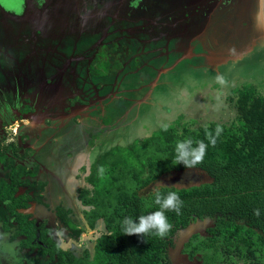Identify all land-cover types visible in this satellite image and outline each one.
Wrapping results in <instances>:
<instances>
[{
    "label": "rangeland",
    "instance_id": "374dc122",
    "mask_svg": "<svg viewBox=\"0 0 264 264\" xmlns=\"http://www.w3.org/2000/svg\"><path fill=\"white\" fill-rule=\"evenodd\" d=\"M16 1L21 6L27 2V0H14L12 3ZM35 4L34 10L41 8L39 16L48 13L53 24L62 19V22L64 20L71 22L73 27H83L82 32L85 31L86 25L89 29L91 27L103 32L102 40L96 44L100 72L110 69V57L115 58L113 60H116V63L124 62L132 70L140 69L143 63L153 64L156 56L152 52L144 53L140 44L142 31L153 32L156 37L164 35L165 42H168L165 47H169L168 65L159 66L156 74L150 66H142L141 75L152 76L150 84L146 85L147 89L143 96L145 100L127 107L118 106L116 100L110 103L107 107L109 111L105 114L104 110H101L100 101L94 107L95 104H90L92 100L88 99V102H85L89 103L86 109L90 110V114L97 112L96 132H91V139L87 134L88 129L81 128L78 131L73 128L74 132L66 133L65 143L56 156L50 157L42 151L41 161L47 163L56 161L61 166L54 165L59 173V175L56 173L57 176L49 170L44 174L45 182L51 185L47 194L52 205L49 208L44 204H38L36 213L41 210L43 213L52 214L60 204L72 206L73 219L81 226H87L77 197H75L77 201L73 202L67 199L69 194L72 198L76 196V194L72 195L73 188L81 182L74 183L75 179L70 172L75 170L70 171L67 167L72 165L71 168H76L78 162L74 163L73 158L77 161L83 159L89 140L90 143L96 142L100 152H104L112 145H124L136 138L146 137L160 126L172 123L179 116L196 128L207 126L211 122L239 124L244 119V110L239 93L235 90L251 83L255 85L258 94L264 95V0H36ZM3 17L0 14V20ZM13 18L11 15H5L9 23H14ZM29 18L33 21L32 15ZM68 29L70 27L67 26L66 30ZM197 40H202L200 41L202 44ZM176 45L182 47L183 55L173 50ZM163 49L166 51L165 48ZM163 49L158 47L155 51L161 52ZM33 64L37 66L35 62ZM217 77H222L225 82L219 83ZM143 79L148 81L149 77ZM135 81H139V76ZM142 92L138 91L134 94L140 96ZM116 93L118 92L108 96H114ZM22 106L26 107V105ZM51 109L53 107L50 104L44 108L47 116L44 118L45 122H41L45 123L44 126L54 123L51 122L53 121L51 116L55 117L57 113L52 112ZM72 109L75 110L69 116L77 119L80 115L77 113L82 111V107L79 105ZM25 111L29 110L25 109ZM13 117L12 114L14 120L11 123H4V137L1 143L5 140L6 142L15 140L14 142L20 144V149H23L30 143L27 138L31 139V136L27 134L32 133V136L36 137V131L44 126L34 125L31 119L20 121L17 117ZM57 118L61 117L58 115ZM57 118L54 119L57 121L55 125L62 122ZM103 120L111 122L105 124ZM100 124L102 127H99ZM34 126L38 128L32 132ZM20 136L22 140H18ZM70 147L74 149L73 158L68 154L72 151ZM27 149H29L27 156L16 161L31 165L29 155L34 156V152L30 146ZM23 150L20 152L24 153ZM44 150L49 152V148L45 147ZM84 168L75 175V178L83 180V185L86 184L85 177L88 174V170ZM1 172L2 175L5 174L2 170ZM210 180V176L199 168L185 169L160 176L141 192L146 193L166 185L183 187ZM61 181H65L66 188ZM55 219L54 226L59 231V225L63 224ZM213 224L212 219L198 220L178 230L173 237L172 245L168 248L171 262L202 264L199 256L189 259L183 252V245L195 233L207 235V229ZM10 235L11 232L5 231L0 223V264H24L28 259L23 252L17 250L15 245L19 247L18 240L11 242ZM58 236L64 248L81 255L86 248L92 250L97 233L88 229L79 239L68 238L61 233ZM28 261L31 264L30 260ZM40 263L50 264L44 263V260ZM223 264L261 263L239 258L237 254H230L226 255Z\"/></svg>",
    "mask_w": 264,
    "mask_h": 264
},
{
    "label": "trees",
    "instance_id": "16d2710c",
    "mask_svg": "<svg viewBox=\"0 0 264 264\" xmlns=\"http://www.w3.org/2000/svg\"><path fill=\"white\" fill-rule=\"evenodd\" d=\"M113 67L121 68L122 63ZM235 91L244 110L239 124L211 122L196 128L179 116L167 124V130L160 126L146 137L114 145L99 154L85 169L86 184L77 189L87 226L78 224L72 217L73 209L62 204L57 206L56 216L65 228L59 231L34 216L29 208L33 202L44 203L46 186L45 181L36 179L39 164L29 167L18 163L16 159H24L29 149L21 153L16 142L5 146L0 152L5 172L0 177L3 229L11 232V241H19V250L32 263L173 264L168 248L175 233L195 221L212 219L214 224L207 235L195 233L184 243L183 252L189 259L199 256L202 264H223L226 255L237 254L264 264V95L258 94L251 83ZM217 125L223 131L212 146L206 133L214 134ZM185 138L209 144L203 163L195 168L205 171L211 180L183 187L166 185L142 193L160 176L187 169L183 164H172L175 144ZM156 191H176L184 201L180 215L167 213L172 224L169 235L160 239L123 234L126 216L136 219L157 210ZM256 208L260 209L259 217L253 214ZM88 229L97 236L92 250L86 248L81 255L64 248L58 239L59 232L79 239Z\"/></svg>",
    "mask_w": 264,
    "mask_h": 264
},
{
    "label": "crops",
    "instance_id": "0c3cea01",
    "mask_svg": "<svg viewBox=\"0 0 264 264\" xmlns=\"http://www.w3.org/2000/svg\"><path fill=\"white\" fill-rule=\"evenodd\" d=\"M12 1L14 0H0V10L2 7L6 14L13 16V20H15L13 21L14 23H9L5 19L6 14L0 20V24L6 25V28L0 34V64L4 68L3 70L0 68V85L3 87L10 83L12 86H15L16 83V86L20 90H7L9 89L7 86L3 92H0V122L11 119L13 114V118L17 117L20 121L31 119L34 125L43 127L45 123L42 124L41 122H45L44 118L47 117L44 113V108L47 104L53 107L51 109L52 112L57 113L56 118L58 115L61 117L57 118L58 121H62L58 125L54 124L57 121L54 120L56 119L55 117H52L53 121L51 122L54 123L44 126L45 128L37 130L36 128L38 127L34 126L35 128L33 127L31 130L32 132L35 129L37 130L36 137L30 133L31 139L27 138L30 142L28 145L32 147L34 152V159L41 164L40 178L45 179L44 174L48 170L53 175H56V173L59 175L54 165L56 164L60 167L61 164L56 161L52 163L41 161L42 151L50 157L56 156L65 143L64 138L66 133L69 134V131H73V128L78 131L81 128L82 130L88 129L87 134H89V139H91V132H96L95 124L97 123V118L95 116L97 112L90 114V110L86 109L89 103L86 104L85 102H88V99L92 100L90 104H95L94 107L100 103L101 110H104L105 114L109 111L107 107L110 103L116 100H118V106L122 107L134 106L136 103H141L146 99L143 97L144 92L147 89L146 85L150 84L152 78L148 74L141 75L142 66H150L154 74H156L159 66L168 65L167 54L169 52L167 53V50H169V47H165L168 42H165L166 37L164 35L156 37L153 32L142 31L140 32V44H142L144 53L152 52L156 56L154 63H143L138 70H132L124 62H122L121 68H114L113 65L117 61L113 60L115 58L110 57L111 67L106 73H102L98 71L100 62L98 58L99 52L97 51L98 47H96V44L102 40V31L98 29L94 30L91 27L89 29L86 25L85 31L82 32L81 28L83 27H73L71 22H66V20L62 22V19H59L58 23L53 24L48 13H44L39 20L37 18L38 10H34L36 0H30L31 6L24 18L20 15L23 4L21 6L19 2L12 3ZM31 15L33 21H30L29 17ZM67 26L70 27L68 31L66 30ZM200 41L202 40H197V42L201 43ZM158 47L165 48L166 51L164 49L161 52L155 51ZM181 48V46L177 47L176 45L173 50L183 55ZM137 76H139V81H135ZM144 77H149V80L145 81ZM138 91H143L140 96L134 94ZM113 92L118 93L114 96H108L109 94H113ZM98 101L100 102L98 103ZM57 102H61L62 104ZM22 105H26V107ZM79 105L82 107V111L77 113L78 115L80 114L79 117L76 119L69 116L75 110L72 107L76 108ZM25 109L29 111H25ZM100 113L99 115H101ZM110 122H105V124H109ZM99 127H102V124ZM73 134L75 135V133ZM45 147L49 148V152L44 150ZM70 149L72 151H69L68 154L73 158L74 149L73 147H70ZM98 150L97 143H90L89 140L83 159L77 161L73 158L74 163L78 162L76 168H71L72 165L67 167L70 171L75 170L70 172L75 179L74 183L81 181L76 188H73L74 193L72 195L76 194V196L73 198L70 194V197L67 196V199L71 202L77 201L75 199L77 197V189L82 185L83 181L77 177L75 178L76 173L83 167L87 169L95 158L103 153ZM65 167L63 166V168ZM61 182L66 188L65 181ZM50 187L51 185L48 186L45 195H48L47 192L49 193ZM47 202H50V200H47ZM65 206L74 209L72 206ZM36 209V206L33 207L34 211ZM78 209H80V206H78ZM36 214L43 218L48 217L50 221H53V213H43L39 210ZM41 214H44V216ZM15 246L19 251L18 246ZM23 253L25 255V252ZM26 259L30 260L29 257ZM28 260H25L24 264H29ZM30 263L32 264L31 261Z\"/></svg>",
    "mask_w": 264,
    "mask_h": 264
},
{
    "label": "clouds",
    "instance_id": "9594fccd",
    "mask_svg": "<svg viewBox=\"0 0 264 264\" xmlns=\"http://www.w3.org/2000/svg\"><path fill=\"white\" fill-rule=\"evenodd\" d=\"M217 81L221 84L225 82L222 77H217ZM162 127L167 130V125ZM222 131V127L217 125L214 134L211 132L206 133L212 146H215L216 140ZM208 146L209 144H206L203 140L195 142L191 138L178 140L175 144V157L172 164H183L187 169L195 168L198 164L203 163ZM154 203L158 205L157 210L147 215H140L136 219L126 216L122 221L123 234L140 237L154 235L160 239L166 238L172 229L167 213L174 212L180 215L184 201L176 191H169L166 194L156 191ZM253 214L259 217L260 209H254ZM59 234L57 233V235Z\"/></svg>",
    "mask_w": 264,
    "mask_h": 264
},
{
    "label": "flooded vegetation",
    "instance_id": "af4514ba",
    "mask_svg": "<svg viewBox=\"0 0 264 264\" xmlns=\"http://www.w3.org/2000/svg\"><path fill=\"white\" fill-rule=\"evenodd\" d=\"M32 1V0H31ZM30 6H31V4H30V0H27V2L23 5V8H22V13L20 14L21 16H23L24 18H25V16H26V14L28 13V11H29V9H30ZM41 8L40 9H38V19L40 20L41 19V17L39 16L41 13ZM0 14L2 15V16H4L5 14H6V12L4 11V9H2V7H1V10H0ZM44 14V13H43ZM7 15V14H6ZM43 16V15H42ZM38 25H39V23H38ZM53 25V24H52ZM6 27V25H3V24H0V34H1V32H2V30L4 29ZM42 30V29H41ZM43 31V30H42ZM2 65L0 64V68H1V70H3L4 68H2L1 67ZM8 86V88L9 89H7V90H11V91H13V90H15V91H19L20 89H19V87L18 86H16V83H15V86L13 85L12 86V84H8L7 85ZM7 86H1L0 85V92H3V90L4 89H6L7 88ZM23 90V89H22ZM21 90V92H23ZM25 106V105H24ZM51 117H53V116H51ZM14 119H7L6 121H2V122H0V152L1 151H3V147H5V146H8L9 144H11L12 142H14L15 140H11L10 142H6V140L4 141V142H2L1 143V139L4 137V130H3V127H4V123H11L12 121H13ZM28 136L29 135H31V134H27ZM21 137L22 136H20V138H18V140H20L21 139ZM22 140V139H21ZM20 145V144H19ZM28 146H30V145H25L24 146V150L23 149H21V152H22V150L25 152V150L28 148ZM9 153L11 154L12 152L11 151H9ZM30 157H31V159H30V161H32L31 162V165H28V164H26V165H28L29 167H32V165L35 163V162H37L38 164H39V172H38V175L36 176V179H38V180H42V181H45V179H43V178H40V176H41V164L39 163V161H37L36 159H34V157L33 156H31V155H29ZM18 162V161H17ZM18 163H21V162H18ZM23 163V162H22ZM1 170L3 171V169H2V164L0 163V176L2 175L1 173ZM48 186H49V184L48 183H46V186H45V188H44V191L42 192V195H43V201H44V203H39V202H33L32 203V205L30 206V211L34 214V216H36L40 221L42 220H46L47 222H48V225H51V226H53V228L56 230V227L54 226V224H56V222H54V219H55V221H58V222H60V220L57 218V216H56V209L52 212L53 213V221H50V218H48V217H46V218H43V217H40L38 214H36V212L33 210V207H35V206H37L38 204H40V205H45L46 207H49L50 208V206L52 205L50 202H47V200H48V195H45V192L47 191V188H48ZM48 205V206H47ZM58 205V204H57ZM61 205V204H60ZM63 205V204H62ZM65 206V205H64ZM66 207V206H65ZM57 208V207H56ZM50 209H48V211H49ZM72 214V213H71ZM61 223V222H60ZM57 224H59V223H57ZM62 224V223H61ZM59 227H63V225L61 226V225H59ZM63 232L64 233H66L67 232V229H64L63 230ZM20 237H23V236H20ZM19 238V237H18ZM58 238H59V236H58ZM19 248V247H18ZM47 262V261H46Z\"/></svg>",
    "mask_w": 264,
    "mask_h": 264
}]
</instances>
